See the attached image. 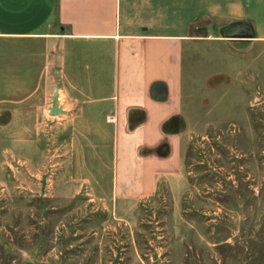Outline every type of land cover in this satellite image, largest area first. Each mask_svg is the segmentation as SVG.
Instances as JSON below:
<instances>
[{
    "label": "crops",
    "instance_id": "crops-1",
    "mask_svg": "<svg viewBox=\"0 0 264 264\" xmlns=\"http://www.w3.org/2000/svg\"><path fill=\"white\" fill-rule=\"evenodd\" d=\"M239 100L264 107V0H0L1 169L52 126L81 177L103 148L115 204L182 192L193 132L234 129Z\"/></svg>",
    "mask_w": 264,
    "mask_h": 264
},
{
    "label": "rangeland",
    "instance_id": "rangeland-1",
    "mask_svg": "<svg viewBox=\"0 0 264 264\" xmlns=\"http://www.w3.org/2000/svg\"><path fill=\"white\" fill-rule=\"evenodd\" d=\"M240 103L234 129L193 132L182 192L134 204L108 199L103 148L87 179L75 132H29L0 168V264H264V107Z\"/></svg>",
    "mask_w": 264,
    "mask_h": 264
},
{
    "label": "water",
    "instance_id": "water-1",
    "mask_svg": "<svg viewBox=\"0 0 264 264\" xmlns=\"http://www.w3.org/2000/svg\"><path fill=\"white\" fill-rule=\"evenodd\" d=\"M61 113H62V111L57 107V99L54 98L53 103H52V107L49 110V114L51 116H54V115H58Z\"/></svg>",
    "mask_w": 264,
    "mask_h": 264
}]
</instances>
